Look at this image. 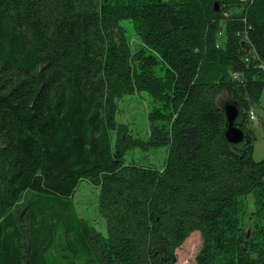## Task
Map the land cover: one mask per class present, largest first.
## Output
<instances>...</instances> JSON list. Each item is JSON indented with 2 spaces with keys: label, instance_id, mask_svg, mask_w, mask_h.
<instances>
[{
  "label": "trees",
  "instance_id": "obj_1",
  "mask_svg": "<svg viewBox=\"0 0 264 264\" xmlns=\"http://www.w3.org/2000/svg\"><path fill=\"white\" fill-rule=\"evenodd\" d=\"M223 92L256 141L264 0H0V264H176L195 232L196 264H264V159L226 145ZM141 93L146 138L117 121ZM84 180L106 236L65 202Z\"/></svg>",
  "mask_w": 264,
  "mask_h": 264
},
{
  "label": "rangeland",
  "instance_id": "obj_2",
  "mask_svg": "<svg viewBox=\"0 0 264 264\" xmlns=\"http://www.w3.org/2000/svg\"><path fill=\"white\" fill-rule=\"evenodd\" d=\"M231 99L228 93L223 92L218 100V106H221L226 100ZM150 108V99L145 93L128 97L125 102H120L118 106L117 121L128 123L133 135L146 138L148 132L147 110ZM255 120L251 121L256 141L254 143V159L260 161L264 159V98L260 106L254 108ZM133 154L136 158L145 164H162L164 160L165 149H158L154 153H142L140 151L129 152L126 155L127 161H130ZM157 165V166H158ZM32 195L29 192L26 198ZM24 199V200H25ZM51 205H59L55 198H48ZM71 213L75 214L77 218L85 219L92 225L96 231L107 235V228L105 219L99 212V190L89 181L80 182L75 194L70 200H65ZM246 215L244 218L247 231L254 229L255 219L252 213L256 211V202L253 196H249L245 200ZM24 205L23 202L20 206ZM203 240L199 232L193 233L184 244L177 250L176 264H196V256L202 250Z\"/></svg>",
  "mask_w": 264,
  "mask_h": 264
},
{
  "label": "water",
  "instance_id": "obj_3",
  "mask_svg": "<svg viewBox=\"0 0 264 264\" xmlns=\"http://www.w3.org/2000/svg\"><path fill=\"white\" fill-rule=\"evenodd\" d=\"M219 109L224 115L225 126L223 138L232 150L245 154L246 148L255 143L254 136L244 129V113L240 105L233 99L226 100Z\"/></svg>",
  "mask_w": 264,
  "mask_h": 264
},
{
  "label": "built area",
  "instance_id": "obj_4",
  "mask_svg": "<svg viewBox=\"0 0 264 264\" xmlns=\"http://www.w3.org/2000/svg\"><path fill=\"white\" fill-rule=\"evenodd\" d=\"M254 120H255V113L253 111V112L250 113V121H254Z\"/></svg>",
  "mask_w": 264,
  "mask_h": 264
}]
</instances>
